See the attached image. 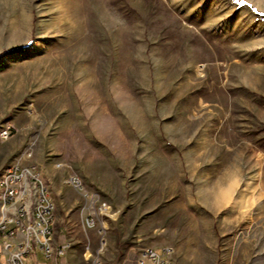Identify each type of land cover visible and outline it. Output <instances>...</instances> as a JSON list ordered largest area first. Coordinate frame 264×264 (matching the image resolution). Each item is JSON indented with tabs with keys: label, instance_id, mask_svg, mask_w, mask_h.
<instances>
[{
	"label": "rangeland",
	"instance_id": "rangeland-1",
	"mask_svg": "<svg viewBox=\"0 0 264 264\" xmlns=\"http://www.w3.org/2000/svg\"><path fill=\"white\" fill-rule=\"evenodd\" d=\"M7 128L0 175L31 165L74 204L59 264H264V0H0Z\"/></svg>",
	"mask_w": 264,
	"mask_h": 264
},
{
	"label": "built area",
	"instance_id": "built-area-1",
	"mask_svg": "<svg viewBox=\"0 0 264 264\" xmlns=\"http://www.w3.org/2000/svg\"><path fill=\"white\" fill-rule=\"evenodd\" d=\"M10 129L7 128L0 138L7 140L10 137ZM32 154H26L31 158ZM35 172L31 165L11 163L8 165V174L0 175V264H39L40 256L44 262L58 261L64 256L68 246H54L49 234V220H53L54 209H49L48 202L41 193V187L34 183ZM21 179H28V186L32 187L31 195H41L42 208H34L30 202L14 201L17 194L18 183ZM67 184L73 186L82 194L87 206L101 207L100 200L93 199L92 193L83 191V187H77L73 183V176L69 177ZM8 205H16V214H6ZM111 218V214H105ZM88 227H95L91 217L87 222ZM105 228L103 227V231ZM103 243V239L100 241ZM92 264H103L95 259ZM135 264H173L170 251L163 250L161 253L153 249H145Z\"/></svg>",
	"mask_w": 264,
	"mask_h": 264
},
{
	"label": "crops",
	"instance_id": "crops-1",
	"mask_svg": "<svg viewBox=\"0 0 264 264\" xmlns=\"http://www.w3.org/2000/svg\"><path fill=\"white\" fill-rule=\"evenodd\" d=\"M41 177L47 183V180L43 176H41ZM69 177H71V176L67 175L63 179L62 184L66 185V187H64V188L66 189V192L70 196L76 197V191L72 190L71 187L67 185V180H68ZM81 179H82L83 189L85 190V182H84L82 177H81ZM43 185L47 189L49 195L51 193L50 197L52 196L51 199H53V203H55V206H56L55 212L53 213V223H52V228H51V229H53L52 230L53 234L50 236V237H52L53 244H54V246H66L67 245L69 248H71V243L68 240H65L66 241L65 245H61L58 242L59 234L62 233V229L60 228V225H59V218H60L59 217V212H60L59 209L65 207L69 211V209L71 207H74V204L71 202L70 198H68V199L64 198L63 193L58 188V183L56 182V180H53V182L51 183V185L49 187L50 188V192H49L48 187L45 185L44 182H43ZM33 200H34V198H32L30 202L32 203ZM79 202H80V199L77 200V198H76V203H79ZM7 213L8 214H12L13 213V209L6 210V214ZM80 216H81L82 228H83V230H84V232L86 234L87 242L89 243L92 240L97 242L96 234L97 235L100 234V231L99 230L96 231L95 227H88L86 225V222L84 223L83 218L85 216V209L81 210V215ZM90 257H91V253L89 251L85 250V252H83V254H82V259L84 258L86 263L89 264L88 258H90ZM39 259H40V261H42L41 263H43V259L40 256L37 258L38 262H39ZM59 261H61V259ZM59 261H58V264H59ZM50 263L54 264L53 262H50ZM39 264H40V262H39Z\"/></svg>",
	"mask_w": 264,
	"mask_h": 264
},
{
	"label": "bare ground",
	"instance_id": "bare-ground-1",
	"mask_svg": "<svg viewBox=\"0 0 264 264\" xmlns=\"http://www.w3.org/2000/svg\"><path fill=\"white\" fill-rule=\"evenodd\" d=\"M31 170H32V172H35L33 168H31ZM7 174H8V168L3 172L2 175H7ZM34 183H36L37 185H39V187H41V193L44 194V198L46 199V202H48L49 209H53V201H52L47 189L42 184L41 179L39 177V174L36 172H35V176H34ZM31 194H32V189L29 188V186H28V179H21V181H19V183H18L17 194H14V201H27V198L30 197V201L32 198H34V200L31 203V204H33L34 208H42L41 195H31ZM8 209H13L12 214H16V205H8L6 207V210H8ZM52 221L53 220H49V234L50 235H51L50 227L52 225Z\"/></svg>",
	"mask_w": 264,
	"mask_h": 264
}]
</instances>
